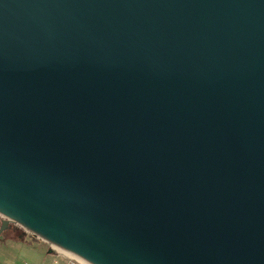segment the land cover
Here are the masks:
<instances>
[{
    "label": "water",
    "instance_id": "water-1",
    "mask_svg": "<svg viewBox=\"0 0 264 264\" xmlns=\"http://www.w3.org/2000/svg\"><path fill=\"white\" fill-rule=\"evenodd\" d=\"M0 215L91 264H264V0H0Z\"/></svg>",
    "mask_w": 264,
    "mask_h": 264
},
{
    "label": "rangeland",
    "instance_id": "rangeland-1",
    "mask_svg": "<svg viewBox=\"0 0 264 264\" xmlns=\"http://www.w3.org/2000/svg\"><path fill=\"white\" fill-rule=\"evenodd\" d=\"M3 219L4 218L0 215V226ZM14 229L17 230L15 231ZM16 232H22L21 237L24 236L22 240H16L13 238L16 237ZM10 241L16 244H23V246H25V250L13 252L10 248H6L8 246L7 242ZM0 248H2V250L6 248L9 255L15 253V264H42L45 260L50 258L48 256L49 247L47 244L43 243V241L34 237L31 233H28L25 229L15 224H12L10 229L0 237Z\"/></svg>",
    "mask_w": 264,
    "mask_h": 264
},
{
    "label": "built area",
    "instance_id": "built-area-1",
    "mask_svg": "<svg viewBox=\"0 0 264 264\" xmlns=\"http://www.w3.org/2000/svg\"><path fill=\"white\" fill-rule=\"evenodd\" d=\"M28 232V231H27ZM31 233V232H28ZM34 237L40 239L41 241H43V243L47 244L49 247V259L45 260L42 264H91L87 261H85L84 259L69 253L49 242H47L46 240L35 236L33 233H31Z\"/></svg>",
    "mask_w": 264,
    "mask_h": 264
},
{
    "label": "crops",
    "instance_id": "crops-1",
    "mask_svg": "<svg viewBox=\"0 0 264 264\" xmlns=\"http://www.w3.org/2000/svg\"><path fill=\"white\" fill-rule=\"evenodd\" d=\"M7 247L6 248H10L13 252H17L20 250H25V246H23V244H16V243H12L7 242ZM4 248L2 250V248H0V264H15V253H12L11 255H9L8 250ZM6 251V252H5Z\"/></svg>",
    "mask_w": 264,
    "mask_h": 264
},
{
    "label": "trees",
    "instance_id": "trees-1",
    "mask_svg": "<svg viewBox=\"0 0 264 264\" xmlns=\"http://www.w3.org/2000/svg\"><path fill=\"white\" fill-rule=\"evenodd\" d=\"M12 229V228H11ZM15 231L17 230V229H14ZM21 234H22V232H16V234H15V236L16 237H13L14 239H16V240H22V238L24 237V236H22L21 237ZM24 234V233H23Z\"/></svg>",
    "mask_w": 264,
    "mask_h": 264
}]
</instances>
